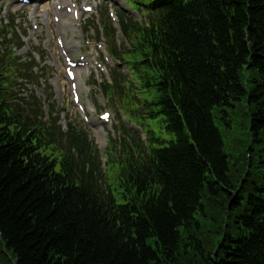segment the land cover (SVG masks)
I'll list each match as a JSON object with an SVG mask.
<instances>
[{
	"label": "trees",
	"instance_id": "1",
	"mask_svg": "<svg viewBox=\"0 0 264 264\" xmlns=\"http://www.w3.org/2000/svg\"><path fill=\"white\" fill-rule=\"evenodd\" d=\"M172 38L176 75L185 82V112L201 154L194 147L172 154L162 197L151 199L133 219L114 223L103 221L89 202L59 192L46 176L62 180L52 171L58 161H47L38 150L30 153L15 137L19 132L2 128L0 257L10 264H264V202L246 220L248 236L235 239L223 229L229 203L236 201L210 117L213 105L228 106L232 94H244L237 70L244 66L250 44L264 75V0H192L176 14ZM257 90L264 91V82ZM252 129L258 136L264 132V104ZM261 158L254 172L264 174V153ZM207 172L224 187H216L213 198L209 192L216 191ZM206 183L208 192L203 191ZM221 213L218 233L201 228ZM184 231L203 238L189 245L192 251L181 252ZM156 238L158 255L149 244Z\"/></svg>",
	"mask_w": 264,
	"mask_h": 264
},
{
	"label": "rangeland",
	"instance_id": "2",
	"mask_svg": "<svg viewBox=\"0 0 264 264\" xmlns=\"http://www.w3.org/2000/svg\"><path fill=\"white\" fill-rule=\"evenodd\" d=\"M48 52L50 53L52 58L54 55L55 59L60 61V58L58 57L57 52L55 51L54 47L49 46ZM44 76L46 79H41V81H40L41 86L28 85V89L29 90H31V89L37 90L42 95L49 94L51 92V90H50L49 84L46 82V80H50V82L55 83V91L58 94L60 104L64 105V106L69 105V96L67 94V86H65V83L63 80L64 77L62 74V68L59 67V65H55L54 71H52V72L47 71ZM25 96H26V93H23L22 91L20 92L17 90V98L15 99V101H16V104L18 105V107L22 111H24L28 114H31L34 117L40 118L41 117L40 112L36 109H33L32 102L22 100L23 98H25ZM64 130L66 131L67 129H64ZM244 161H246V160H244ZM244 165H245V163H244ZM235 178L241 179L242 175L236 174ZM0 260L5 262V264H10L8 261V258L6 256L0 257Z\"/></svg>",
	"mask_w": 264,
	"mask_h": 264
},
{
	"label": "snow or ice",
	"instance_id": "3",
	"mask_svg": "<svg viewBox=\"0 0 264 264\" xmlns=\"http://www.w3.org/2000/svg\"><path fill=\"white\" fill-rule=\"evenodd\" d=\"M105 118H107V117H105Z\"/></svg>",
	"mask_w": 264,
	"mask_h": 264
}]
</instances>
